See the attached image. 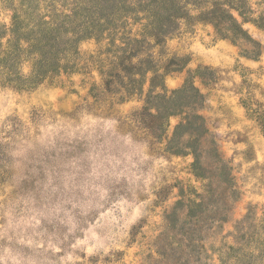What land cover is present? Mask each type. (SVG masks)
<instances>
[{
    "label": "rangeland",
    "instance_id": "374dc122",
    "mask_svg": "<svg viewBox=\"0 0 264 264\" xmlns=\"http://www.w3.org/2000/svg\"><path fill=\"white\" fill-rule=\"evenodd\" d=\"M240 1L0 0V264H264V0Z\"/></svg>",
    "mask_w": 264,
    "mask_h": 264
},
{
    "label": "trees",
    "instance_id": "16d2710c",
    "mask_svg": "<svg viewBox=\"0 0 264 264\" xmlns=\"http://www.w3.org/2000/svg\"><path fill=\"white\" fill-rule=\"evenodd\" d=\"M242 2L243 1L241 0L240 3H242ZM214 4H215L214 6H215L216 10L210 11V12L214 15H217L218 12H220V14L217 16L218 20H220V21L229 20V21L233 22L235 24V26H237L238 31L240 33H243L244 30L242 29V27L238 23L237 18L232 13V11H236V12H238L240 17L242 16V13L239 12L240 11L239 8H237L239 6V4H237L238 6L237 5L235 6V4L234 5L228 4L230 7V10L222 7V3L218 2V1H215ZM207 13L208 12H206L205 14H207ZM12 26H13L12 29H10V32L13 35L12 38L15 39L16 37H21V34L23 33V32H21V21L18 18L17 19L15 18ZM30 41H31V44L33 47H35V45H37V43L39 44L38 38H32ZM10 42H13V40L12 41L8 40V43H10ZM40 61H42V60H40ZM41 64L42 65L40 66V68L43 69V67H44L43 61L41 62ZM37 75H40V73H37Z\"/></svg>",
    "mask_w": 264,
    "mask_h": 264
}]
</instances>
